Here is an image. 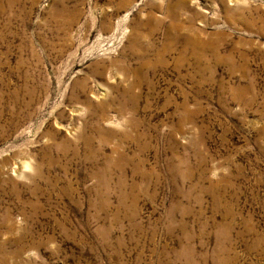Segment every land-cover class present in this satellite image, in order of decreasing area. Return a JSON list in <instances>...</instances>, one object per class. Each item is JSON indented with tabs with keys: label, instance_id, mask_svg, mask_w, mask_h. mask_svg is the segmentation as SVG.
Segmentation results:
<instances>
[{
	"label": "rangeland",
	"instance_id": "obj_1",
	"mask_svg": "<svg viewBox=\"0 0 264 264\" xmlns=\"http://www.w3.org/2000/svg\"><path fill=\"white\" fill-rule=\"evenodd\" d=\"M0 264H264V0H0Z\"/></svg>",
	"mask_w": 264,
	"mask_h": 264
},
{
	"label": "bare ground",
	"instance_id": "obj_2",
	"mask_svg": "<svg viewBox=\"0 0 264 264\" xmlns=\"http://www.w3.org/2000/svg\"><path fill=\"white\" fill-rule=\"evenodd\" d=\"M177 27V26H176ZM188 37V36H187ZM190 40V39H189ZM190 47V42L187 40L186 41V47L184 48L185 51H188V48ZM190 50V49H189ZM165 54V52H163Z\"/></svg>",
	"mask_w": 264,
	"mask_h": 264
}]
</instances>
